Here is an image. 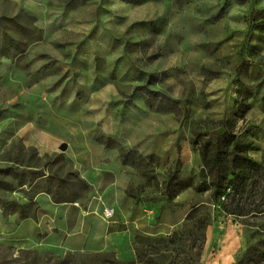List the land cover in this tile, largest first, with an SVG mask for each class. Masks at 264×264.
Returning a JSON list of instances; mask_svg holds the SVG:
<instances>
[{
	"label": "rangeland",
	"instance_id": "rangeland-1",
	"mask_svg": "<svg viewBox=\"0 0 264 264\" xmlns=\"http://www.w3.org/2000/svg\"><path fill=\"white\" fill-rule=\"evenodd\" d=\"M181 6L183 7L184 3ZM173 9L175 14L171 11L164 15L166 23H170L169 31L171 33L172 30L173 34H160L157 37L125 36V40L137 42L149 39L145 55L151 63L147 65L138 62V69L155 71L154 73L161 76H157V81L153 76V83H150L151 87L159 86V94L156 90L147 91L151 90L165 98L180 95L181 98L178 99L182 101L181 108L187 109L191 103L188 105V102L185 103L182 99H188L190 102L197 99L204 104L207 83L210 79L231 70L234 58L231 51L216 44L224 37L222 24L205 30L193 14H185L182 11L177 15L176 4ZM133 19V16L132 19H118V38L122 37L119 35L121 30L136 21ZM41 38L42 32L34 25L32 17L22 12L10 18L0 16V60L4 56L17 61L23 60L29 44L37 40L36 45L39 47ZM100 38L102 46H110L107 43V35L102 34ZM121 49L118 41L117 52L120 53ZM128 49L143 51L137 44H130ZM42 54H39L40 59H51ZM159 55H162V58L155 61ZM250 57L252 58V54ZM254 57L258 61H264L263 56L255 54ZM58 59L61 58L52 57L50 63H10L5 67L9 68L5 72L3 63H0V264H216L210 260L215 261V258H221L226 252H229L231 257L228 264H264V169L259 174L255 173L253 179L248 182L240 214L226 212L224 204L228 202L229 194L233 193L232 186L227 184L235 177L232 174L233 163L228 162L232 147L225 141L218 123L210 120L194 124L192 139L197 142V147L205 152L207 166L213 164L217 154L219 157L218 165L225 176L226 187L221 190L225 198L218 197L214 206L200 204L189 213L181 225L169 233L137 231L133 235L134 255H118L110 250L57 247L48 245L42 239L40 241L43 243L38 242L36 231L45 232L47 228L44 226L46 219H43L41 226L36 225L39 223V217L43 215V204L38 203L37 193L45 191L53 201L71 202L72 207L77 209L79 202L88 196L92 187V182L87 178L92 173L90 171L99 166L94 160L102 155L111 157L114 156V151H118L122 159V170L131 168L134 182L139 186H132L128 193H144L145 186L156 188L158 191L161 188L156 177L154 159L124 147L97 130L108 122V99L111 97L109 90L125 96L131 92V85L121 86L114 79L117 73L120 77L122 72H129L130 69L123 66V63L117 64L114 70L105 63H101V69L97 68V63H52ZM157 63L163 64L160 66ZM168 63H182L180 75L169 77L167 69L171 70V73L173 69ZM199 63H206L199 69L201 76L205 77L203 81L194 76L195 67ZM157 65L160 67L156 68ZM33 66L37 68L34 69ZM96 70L101 71L102 79L97 85H93L92 77L98 73ZM35 71L38 77L44 80L38 90L29 82V75ZM110 74L111 85L108 82ZM158 81L160 82L157 84ZM32 91L38 96L30 98L28 93L34 95ZM14 110H21V115L13 116ZM49 111L59 113L58 118L61 121L55 123L52 122L53 119L48 120ZM78 111L82 114L81 122L88 129L82 135L72 132L68 136L63 133L62 124L77 123ZM31 112H34L33 116H30ZM30 125L34 131L28 130ZM63 142L66 143L64 150L60 149ZM240 155L242 154L238 153V156ZM100 166L103 167V164ZM207 168L203 174L197 173L194 181L198 184L203 181L210 182V177L205 175ZM189 177V181H193L191 174ZM186 183L188 180L176 181L171 192L182 189V185ZM43 209L49 211L48 207ZM190 215L194 220L188 219ZM208 215L211 216L210 224L198 228L199 224L195 221ZM176 232L183 234L182 241L176 244L169 242V238ZM188 232H191V235H188ZM43 234L39 233V236ZM203 236L205 240L202 248H199ZM189 238L196 240L198 246L191 248ZM228 247L229 250L226 251Z\"/></svg>",
	"mask_w": 264,
	"mask_h": 264
},
{
	"label": "crops",
	"instance_id": "crops-1",
	"mask_svg": "<svg viewBox=\"0 0 264 264\" xmlns=\"http://www.w3.org/2000/svg\"><path fill=\"white\" fill-rule=\"evenodd\" d=\"M175 4L177 15L182 11L193 14L205 30L222 24L224 37L216 44L231 51L234 58L231 70L207 83L204 104L197 99L192 102L182 99L188 105L191 103L187 109L181 108L182 101L178 99L180 95L165 98L157 95L160 92L159 86H150L153 76L157 81V76L161 75L155 71L138 69V62L147 65L151 63L145 55L149 39L137 42L125 40V36L157 37L160 34H173L172 30L171 33L169 31L170 23H166L164 15L171 11L175 14ZM263 11L264 0H0V16L10 18L22 12L32 17L34 25L42 32L40 46L36 45L37 40L29 44L23 60L17 61L6 56L0 60L3 72L9 69L5 67L10 63H50L52 57L56 56L61 59L57 62L53 60L52 63H97L98 69H101V63H105L107 67H113V70L117 64L123 63V66L130 69L129 72H122L120 77L117 73L114 79L121 86L131 85V92L125 96L109 90L108 122L97 130L124 147L154 159L156 177L161 187L158 191L145 186L144 193H128V189L137 184L131 168L122 170V159L118 151H114L111 157L102 155L94 160L99 166L93 168L87 178L92 182V187L88 196L79 202L77 209L72 207L71 202L53 201L45 191L37 193L38 203L43 204V215L36 225L41 226L43 219H46L44 226L47 228L45 232L36 231L38 242L42 239L48 245L57 247L110 250L118 255H134L133 235L137 231L169 233L181 225L200 204L214 206L210 190L200 192L195 189L198 183L194 178L204 168L202 154L193 145L196 122L223 121L222 132L225 129L232 131L237 143L248 148L249 158L258 164L263 162L264 61L254 57L255 54L264 57V18L260 14ZM132 16L136 21L121 30L119 35L122 37L118 38V19H132ZM102 34L108 36L109 47L102 46ZM118 41L122 48L120 53L117 52ZM130 44H137L143 51L128 49ZM40 53L51 59H40ZM161 58L162 55H159L155 61ZM157 64L161 66L163 63ZM181 64L168 63L173 69V73L167 69L168 76L180 75ZM204 64L199 63L194 71V76L201 78V81L205 77L201 76L199 69ZM97 72L92 77L93 85L102 79L101 71ZM29 76L31 85L40 89L43 78L38 77L36 71ZM111 76L110 80L106 79L109 85ZM147 89L156 90L157 93ZM28 95L30 98L38 96L37 93L31 95V92ZM77 113V123L62 124L63 133L68 136L72 132L82 135L88 129L81 122L82 114L79 111ZM33 114L31 112L30 116ZM20 115L21 110L13 111V116ZM58 115L53 111L47 113L48 120L53 119L55 123L61 121ZM28 130L34 131V128L30 125ZM190 174L193 181H189ZM178 180H188V183L182 185V189L171 192ZM172 193L175 196L171 197ZM107 205L115 208L112 219H105L102 214ZM43 207H48L49 211ZM39 233L44 234L39 236ZM230 258L229 252H226L221 258L218 256L210 262L228 264Z\"/></svg>",
	"mask_w": 264,
	"mask_h": 264
},
{
	"label": "trees",
	"instance_id": "trees-1",
	"mask_svg": "<svg viewBox=\"0 0 264 264\" xmlns=\"http://www.w3.org/2000/svg\"><path fill=\"white\" fill-rule=\"evenodd\" d=\"M260 14L264 18V11L261 12ZM252 20H255V18H252ZM255 26H259V25L255 24ZM244 62L245 60L242 63ZM213 122L218 123V127L220 128H222L224 124L223 121H219V122L213 121ZM222 133L225 137V141H228L227 144L232 147V150H231L232 155L228 159V162L233 163L232 174L235 176L234 179H231L227 184V185L232 186L233 193L229 194L228 202L224 204V210L226 212L240 214L241 211L239 210L243 208L241 206V202H242V198H243L245 189L247 187V184L250 180L253 179V176L255 173L259 174V172H261L264 169V160L261 164H258L252 161L248 155V148L246 146H243L237 143L235 135L232 133V131H230L229 129H225V131ZM193 145L197 146V142L193 141ZM200 152L202 154V159L204 163V168L202 169L201 174H203L205 168L208 167L206 169L207 173H205V175H208L210 177V182L203 181L199 184H196L195 189L200 192L210 190L213 202H216L218 197L223 196L221 190H223L224 187H226L224 183L225 176L222 173L220 166L218 165L219 157L217 156L218 155L217 154L215 156V160L213 164L207 166L205 164L206 163L205 162V152H202L201 150ZM226 153H227V150H226ZM238 153H241L242 155L238 156ZM170 196L173 197L175 195L172 193V195ZM193 218L194 217L192 215L188 217V219H191V220H194ZM210 220H211V216L208 215V217L199 218L195 222L199 224L197 225L198 228H202L210 224ZM189 234L191 235V232H188V235ZM182 238H183V234L176 232L173 234L171 238H169V242L176 244L177 242H181ZM188 240H191L190 242L191 248L198 246V242L196 240H193L192 238H189ZM204 240H205V236L202 237V243L201 245H199V248H202Z\"/></svg>",
	"mask_w": 264,
	"mask_h": 264
},
{
	"label": "built area",
	"instance_id": "built-area-1",
	"mask_svg": "<svg viewBox=\"0 0 264 264\" xmlns=\"http://www.w3.org/2000/svg\"><path fill=\"white\" fill-rule=\"evenodd\" d=\"M222 198H225V196H222ZM115 209L113 207H105L103 209V216L105 219H112L114 216Z\"/></svg>",
	"mask_w": 264,
	"mask_h": 264
},
{
	"label": "water",
	"instance_id": "water-1",
	"mask_svg": "<svg viewBox=\"0 0 264 264\" xmlns=\"http://www.w3.org/2000/svg\"><path fill=\"white\" fill-rule=\"evenodd\" d=\"M66 148V143H61V145H60V149H62V150H64Z\"/></svg>",
	"mask_w": 264,
	"mask_h": 264
}]
</instances>
